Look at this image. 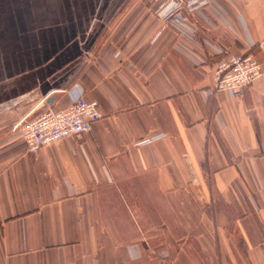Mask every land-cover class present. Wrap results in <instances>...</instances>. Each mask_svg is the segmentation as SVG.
I'll return each instance as SVG.
<instances>
[{
	"label": "crops",
	"instance_id": "obj_1",
	"mask_svg": "<svg viewBox=\"0 0 264 264\" xmlns=\"http://www.w3.org/2000/svg\"><path fill=\"white\" fill-rule=\"evenodd\" d=\"M162 4L0 0V264H264V75L216 92L208 47L264 65V0L183 12L190 37ZM75 85L102 119L28 153L12 125Z\"/></svg>",
	"mask_w": 264,
	"mask_h": 264
},
{
	"label": "built area",
	"instance_id": "obj_2",
	"mask_svg": "<svg viewBox=\"0 0 264 264\" xmlns=\"http://www.w3.org/2000/svg\"><path fill=\"white\" fill-rule=\"evenodd\" d=\"M163 2L158 16L176 32L188 35L196 30L182 16L193 13L202 6H211V0H156ZM227 35L208 44L216 49L221 59L214 69V91L228 92L233 97H242L245 89L264 75V65L252 53L233 54L223 46ZM70 105L64 109L54 106V99L44 98L29 113L12 125L11 130L20 135L25 149L37 153L65 138L80 137L91 131L92 125L102 119L103 113L96 101H88L78 85L69 89Z\"/></svg>",
	"mask_w": 264,
	"mask_h": 264
},
{
	"label": "rangeland",
	"instance_id": "obj_3",
	"mask_svg": "<svg viewBox=\"0 0 264 264\" xmlns=\"http://www.w3.org/2000/svg\"><path fill=\"white\" fill-rule=\"evenodd\" d=\"M192 217L193 218H196L197 217V210L195 208L192 210Z\"/></svg>",
	"mask_w": 264,
	"mask_h": 264
}]
</instances>
